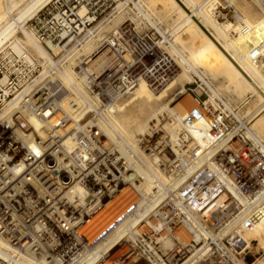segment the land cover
<instances>
[{
  "label": "bare ground",
  "instance_id": "bare-ground-1",
  "mask_svg": "<svg viewBox=\"0 0 264 264\" xmlns=\"http://www.w3.org/2000/svg\"><path fill=\"white\" fill-rule=\"evenodd\" d=\"M10 1L12 2L11 5L8 3L9 0L0 2V24L3 21L6 22L4 19L8 14L10 15V9L15 8L16 2L14 0ZM39 1L36 0L31 7L27 8V11L32 7L34 8ZM51 1L46 0L38 9L27 16H30L29 18L25 17L18 24H13L14 22L2 24L0 26V48L6 45L18 56H21L26 69L34 70L42 67L45 71L46 67L50 66L55 70L54 76L57 77V80H49L42 83V85H45V88L59 89V94L56 97L59 108L55 109L54 116L48 124L40 122L32 112L22 114V119L26 121L29 128L28 132L22 135V139L24 146L36 158L41 149L32 140L34 136H39L43 148H47L52 140L67 131L68 133L63 138L64 146L71 154V169L78 175L72 174L70 181L64 183L61 178L53 177V179L47 173L45 174L47 184L44 186V182L41 181V177L38 176L39 174L35 170L30 168L27 174H21L26 167L34 165V159L32 162L29 161L30 158L25 162L19 156L6 159L7 172L12 174V177L7 181V185L4 183L0 190V208L4 206V212H2V215L0 214V257L3 264H11V261L7 262L3 256L13 260L14 264H130L132 260L137 259L128 250V246L125 244L127 241L122 242L123 237L125 231L133 226L134 217L142 215L144 217L145 212L148 213L152 208V206L146 205L149 203L151 189L158 181L157 178H162L163 169L169 166V163L177 154H188L190 150L200 154L206 145L202 139V123H199V126L191 130L189 134L183 129L181 121L189 110L199 107L198 101L188 95L189 92L183 90L177 93L178 101L173 107L168 106L167 102L163 105L164 103L161 104L158 99H154L158 98L159 95L156 97L151 93L150 87L155 88V90L161 88L162 93L170 91L174 81L172 74L177 69L180 70L178 76L184 74L189 79L190 77L185 73L187 72L185 68H188L200 77L195 66L205 61L207 66L204 68L206 70L223 66L224 70L232 72V79H234V81L232 80V87L234 86L233 91L236 94H241L243 89L248 92L253 90L261 96L264 105V93L260 87L264 79L262 80L260 76L253 72L255 71L253 69L250 72L247 71L248 69L240 65L236 57L229 53L227 48L217 41L215 36L209 33L195 12L197 9L195 0H167L174 2L173 7L178 10V15L183 16V20L179 25H185L188 29L193 28V35L195 34L196 38H199V45L195 51L191 52V59L175 47H173V51L177 56H175L176 58L170 55L163 56L165 53L159 56L157 51L150 48H147L146 53L142 45L140 49L133 47H131L132 49L121 48L119 46V34L126 36L128 43L136 38L132 33L129 34L130 31L126 30L128 26H125L119 28V31L114 32L111 37L100 42L95 49L93 48V51L84 55L82 59L75 55L71 56L69 60L72 62L77 61L74 69L68 65L61 67L62 65L59 66L52 58V54L60 47L48 42L45 44L48 49L46 52L41 47L42 44L37 40L33 31L27 27V21ZM258 1L264 6V0ZM8 4L10 7L7 6ZM207 6L204 5L201 10H206ZM83 11H85L84 7H81L79 14L81 15ZM21 15L19 14V17ZM182 16H179V18ZM78 19L82 22L83 27H86V20L83 22L81 18L78 17ZM236 23L237 33H234L233 38L237 36V40L248 32L250 26L241 20H237ZM223 28L229 30L234 27L230 22L225 21ZM177 29H179V26ZM19 30L23 35L22 40L16 38ZM76 37L67 40L66 46L74 42ZM256 39L255 36L247 42L251 43ZM89 43L91 42H87L84 46L90 48ZM83 49V46H80L76 49L75 54L77 53V56L81 52L83 54ZM150 55L155 57L158 55L154 60L155 62L142 61ZM83 66L87 68L88 72L95 73L96 76L99 74V76L106 78L102 72L109 71L113 74L116 73L119 79L125 82L131 81L134 83L131 88L132 91L129 92L131 94L130 100L125 101L127 103L118 104L119 96L117 99L114 98L113 103L108 106H100L97 101L86 93V91L88 92L86 83L88 73L84 72ZM75 68H78V71ZM24 72L22 70L21 74ZM41 74L45 75V72H41ZM256 75L259 82L255 81ZM34 84L36 85V83ZM202 86L204 84L201 83L199 88ZM68 96H70V99H68ZM213 98H218L226 109L235 111V116L239 120H247L242 117L240 109L237 111L236 108L228 106L226 101L217 95L211 96L207 102L211 110L217 109V104ZM135 102H138L137 108L126 114V108ZM145 104L147 105L145 106ZM20 108L19 95L13 93V98L5 110L7 112H0V119H5L9 124L11 115L9 112L13 109L12 115H14ZM89 110L93 111L87 120L86 114ZM258 111L259 106L253 111V119L256 120L253 126L250 127L246 121V132L260 139L259 133L252 130L258 124L264 127V113H258ZM49 113V111H46L45 115H49ZM114 113L118 114L119 123L117 118L113 116ZM63 114L65 116H61ZM105 116H107V120L104 119ZM60 117H66L67 121L64 124H59L57 120ZM84 123L88 125L87 128L97 129L99 134L95 139L97 141V151H92L90 154L84 152L81 148L82 145L77 141L83 135ZM114 126H117L120 133L116 131ZM135 131H143L136 140V150L135 146L131 148L132 146H129L128 143L130 134ZM102 138L106 139L103 144L101 143ZM117 139H120V143L114 144L113 141ZM260 140L263 141L262 138ZM186 142L187 144L181 145ZM111 146L119 150V154L114 155L117 160L114 163L109 159ZM161 148L163 149L161 150ZM132 149L136 152H133ZM163 152H166V154L160 157L159 155H162ZM85 154L87 155L86 158L89 159L88 163L82 160ZM80 155L82 163L77 161ZM95 156L100 158L93 163ZM108 162L110 163L108 164ZM101 163L102 165H100ZM56 166L60 172L64 169L61 164L56 163ZM87 167H91L93 173L89 170L84 173L87 176L92 175L88 177L89 180L84 182L85 178H82L84 175L83 170H86ZM13 172L19 177H15ZM25 176H30L27 178L29 181L24 178ZM5 179L7 178H3V180ZM55 189H58L59 195L55 193ZM12 191H15L14 195L18 193V196H16L18 199L29 198L32 195L38 198L40 205L35 216H23L17 207L19 200L15 199L13 204L9 203L8 198ZM133 204H137L134 215L133 213L127 214L110 232H107L100 240L95 241L98 235L106 231L118 216L126 214V210ZM97 206L99 208L94 210ZM32 212V210L28 211L27 214H32ZM260 224H257L258 228L262 226ZM151 225L161 231L159 241H161L163 252L172 249L176 242L187 245L192 241L199 242L201 240V235L189 223H184L181 228L175 229L173 235H170L169 229L160 225L158 221L155 224L151 223ZM257 225L255 226L257 227ZM142 229L143 226L139 227L138 231H142ZM245 235L247 234L243 232L239 234L240 240L245 244L242 251H239L233 243L234 248L240 255L242 264H246V257L241 254L251 246L248 239L252 238V235L251 237L247 235L249 237L247 239ZM246 253L248 254V251Z\"/></svg>",
  "mask_w": 264,
  "mask_h": 264
},
{
  "label": "built area",
  "instance_id": "built-area-1",
  "mask_svg": "<svg viewBox=\"0 0 264 264\" xmlns=\"http://www.w3.org/2000/svg\"><path fill=\"white\" fill-rule=\"evenodd\" d=\"M219 1L225 7L219 6L221 15L229 18L230 10L224 11L231 7H228L225 0ZM83 3V0H52L27 21V27L33 31L41 44L50 42L64 48L67 40L80 34L78 26L83 27L77 16V9ZM220 18L223 16H217V19ZM142 40L132 44V47L140 49V46L146 43H142ZM39 68L26 69L21 56L6 45L0 48V112L6 110L13 93L19 95L21 106L16 114L12 115L13 109L9 112L11 113L9 124L5 119H0V190L12 177V174L7 172L6 159L16 156L22 157L25 162L29 158L30 162L35 160L34 165L26 167L21 174H27L30 168L35 170L44 186L47 184L45 180L47 173L51 178H61L64 183L70 181L72 174L78 175L71 169V154L64 146L63 138L67 131L52 140L47 148H43L39 136H34L32 140L41 149L36 158L24 146L22 135H25L29 128L22 119V114L32 112L36 119L48 124L54 116L55 109L59 108L56 99L59 89L45 88V85H42L47 81L38 71ZM83 69L88 73L86 77L88 90L102 107L113 103L114 98H119L122 92L131 90L134 85L131 81L119 79L116 73L104 71L102 73L106 78H103L99 74L96 76L95 73L88 72L85 66ZM22 70L25 71L23 74ZM196 87L199 88V85ZM186 91L189 92L190 89ZM203 94L206 96L204 100L201 99ZM195 99L199 107L189 110L182 117V126L189 133L202 123L201 133L205 147L200 154L194 153L193 150L188 154H177L167 168L161 167L164 168L162 178H157L158 181L151 189L149 203L146 205L152 208L148 213L145 212L144 217L143 215L134 217L133 226L125 231L123 237L122 242L127 241L125 244L128 250L137 260L143 259L144 264H242L233 243L240 233L264 222L263 141L252 134H247L246 121L239 120L235 116V111L226 109L218 98H213L217 109L211 110L207 103L210 94L206 90L199 92ZM46 111L50 112L49 115H45ZM66 117H60L57 122L64 124L68 118ZM83 125L85 126L83 135L77 141L82 145L84 152L89 154L92 151L96 152L95 139L99 136L98 130L87 128L86 123ZM105 140L102 138L101 143H105ZM185 144L187 142L181 145ZM116 154H119V150L111 146L109 159L113 163L117 161L114 158ZM164 154L166 152L159 156L162 157ZM80 157L81 155L77 161L82 163ZM86 157L85 154L82 160L88 163L89 159ZM99 158L95 156L93 163ZM42 160L44 161L41 163ZM56 163L64 167L61 172ZM88 170L93 173L91 167H87L83 174ZM89 176L87 174L82 176L85 178L84 182L90 179ZM29 177L24 178L29 181L27 179ZM14 192L10 193L9 203L13 204L15 199L19 200L17 207L20 213L23 216H35L40 205L38 198L32 195L29 198L18 199L16 197L18 193L14 195ZM55 193L59 195L58 189H55ZM98 208L99 206L94 210ZM0 209L2 215L4 206ZM31 210L32 214H27ZM136 210L137 204L131 205L126 214L118 216L95 241L110 232L127 214L134 215ZM7 211L9 212L8 209ZM157 221L169 229L170 235L184 223H189L201 235V240L192 241L187 245L176 242L172 249L163 252L159 241L161 231L151 225ZM141 226L142 231H138Z\"/></svg>",
  "mask_w": 264,
  "mask_h": 264
},
{
  "label": "rangeland",
  "instance_id": "rangeland-1",
  "mask_svg": "<svg viewBox=\"0 0 264 264\" xmlns=\"http://www.w3.org/2000/svg\"><path fill=\"white\" fill-rule=\"evenodd\" d=\"M14 1L16 2V5L14 6L15 8L10 9L11 12L10 15L8 14L4 19L6 20V22L3 21L0 24V26L4 23L7 24V22H9L10 24L11 22H14L13 24L20 23L22 19L27 17L32 11L38 9L46 0H40L37 3V5L34 6V8L32 7L28 11L27 8L31 7L36 0H25V1L18 0V2L17 0ZM83 1L84 3L80 4L79 8L77 9V15L79 18L83 20V22L84 20H86L87 22L86 27H81V26L79 27L81 29V33L79 34V36L76 37V39H74L75 40L74 42L70 43L68 46L64 48L59 46L60 49H58L54 54L51 53L53 60L57 62L59 66L62 65L61 67L68 65L69 67H72L74 69L77 61L74 60L72 62L71 60H69L71 56L73 57L75 55L76 57H81L80 59H82L84 55L93 51V48L95 49V47H97L100 42H102L106 38L111 37L114 32L119 31L118 30L119 28L121 27L123 28L125 26H128L126 30L130 31L129 34L132 33L133 36H135L136 38L132 40V42L128 43L129 41L127 37L122 36V34H119L120 37L119 46L124 49L131 48L132 43L134 44L138 40L143 39L142 43L146 42L145 44H143L144 46H142L145 52L150 48L157 51L159 53L158 54L159 56L165 53L166 55L164 54L163 56L170 55L171 57L174 58L176 54H174L175 52L173 51V47H175L177 48V50L185 54L187 58L191 59V52L195 51L199 45L198 44L199 38H196L197 36L195 34L193 35L192 33L193 28L189 27L190 29H188L186 28L185 25H181V26L179 25V23H181V21L183 20V16L180 14L178 15L179 13L178 10H176V7H173L174 2L167 0H83ZM0 2H2V0H0ZM195 2L197 8L195 12L198 14L199 20H201L202 24L209 31V33L215 36L217 41L221 45L225 46L229 51V53L233 54V56L236 57L240 65L248 69L247 71L249 72L252 69L255 70L253 72H255L263 80L264 79V75H263L264 74V6L261 5V2L258 0H225V2L228 4V7H231V9L227 8L224 11L227 12L228 10H230L229 18H226L225 15H221L219 6L223 8L225 7L224 4L221 3L219 0H195ZM8 3L10 5L12 4L10 0ZM9 4L7 5L8 7H10ZM204 5H208L207 6L208 8L202 11L201 9ZM81 7H84L85 11H83L82 14L80 15L79 10ZM19 14L22 15L19 17ZM219 15L223 16V18L217 19V16ZM179 16L182 17L179 18ZM237 20H241L247 23L250 26V28L248 29L247 33H245L243 36H241L239 39L236 40L237 36L234 38L233 36L234 33H237L236 32ZM225 21L230 22L234 28L229 30L223 28V24ZM178 26L179 29H177ZM255 36L257 37L255 41H252L251 43L247 42L248 40H251ZM21 37L23 38V35L19 30L16 38L22 40ZM89 41L91 42L89 43L91 47L86 48L84 45ZM246 44L247 46L244 47V45ZM80 46L81 47L83 46L84 48L83 54L81 52L77 56V53L75 54V52L77 51L76 50L77 48H80ZM41 47L45 49V51L47 52L48 49L44 44H42ZM157 57L150 55L142 59V61L150 63L156 60ZM206 66L207 65L205 64V61L195 66L196 71L198 72L200 77H198V75H196L188 68H185L187 69V72L185 73L190 77L189 79L184 74L178 76L180 70L177 69L172 74V79H174V81L172 82V89L170 91L166 93H162L163 90H161V88H159V90L158 89L155 90V88H151L149 86L150 92L156 95V97L159 95L158 98H154V99H158L159 103L161 104L164 103L163 105H165V103L167 102L166 104L168 106L173 107L178 101L177 93L179 91H183L189 88L190 95L196 98V95L199 94V92H201L202 90H206V92L210 94V97L211 96L213 97V95L218 94L217 96L223 98L224 101H226V103L228 104V106L232 108H236L237 111L240 109V113L242 117L247 119L246 121L247 123H249L250 127L253 126V124L256 121L253 119L254 117L253 111L256 109V107L259 106L258 113L259 112L264 113V105L262 104L263 99H261V96H259L253 90H249L248 92L246 91V89L241 90L242 91L241 94L240 93L239 95L238 93L236 94L233 91L234 86L232 87L233 85L232 82L234 81V79H232L233 78L232 72H229V70L227 71L226 69L224 70L223 66H217L206 70L204 68ZM257 67L262 68L263 71H261L262 69ZM75 70L78 71V68H75ZM38 71L40 73L45 72L44 76L46 81L57 80V77L54 76L55 70L50 66H47L45 71H43L42 67H40ZM250 75L252 76V74ZM257 75L256 77L254 76L255 81L256 80L258 81ZM201 83L204 84V86L197 88L196 85H200ZM260 87H261V91L264 93V82L260 85ZM130 91L132 90L129 91L127 90L122 92L117 103L118 104L127 103L131 97V94L129 93ZM88 92L86 91V93L90 95V97L93 100H95L94 95L90 93L89 90ZM68 99H70V96H68ZM201 99L202 100L206 99V96L203 94ZM146 105L147 104H145V106ZM137 106H138V102H135L134 104L133 103L130 104L128 108H126L125 113L129 114L130 112L134 111L135 108H137ZM92 111L93 110H89L88 113L86 114L87 120L90 118V113ZM117 115L118 114L116 113L113 114V116L116 117L118 120ZM106 117L107 116L104 117L105 120L108 119ZM115 129L117 132L120 133V130L117 128V126L115 127ZM252 130H254L253 132L259 133L260 139L262 138V140L264 141V127L258 124ZM142 132L135 131L130 134L128 143L129 146H132L131 148H133L136 145V140L138 136L142 134ZM119 140L118 139L116 141L114 140L113 143L118 144L120 143ZM134 148L136 150V146ZM132 150L133 152H136L134 149ZM146 165H148V163H146ZM142 171L144 172V168ZM262 223L260 224L262 225L260 226V228H258L259 224L258 225L256 224L257 225V227L255 226L256 228L255 227H253V229L251 228L249 230L250 233L249 231L243 232L246 233L247 235H250V237L252 235V238H249L247 235H245L247 236V239L249 238L248 240L251 246H249V248L241 254L242 256L246 257V261H245L246 264L248 263L264 264V222ZM234 243L239 251H242L245 248V244L244 242H242V240H240L239 236L237 237ZM247 251L248 254L246 253ZM3 257L7 262L11 261V264H14L13 260H10L9 258H5V256ZM21 260L19 261L21 262ZM131 262L133 263L130 264H144L143 259L137 261L132 260ZM0 264H3L1 257H0Z\"/></svg>",
  "mask_w": 264,
  "mask_h": 264
},
{
  "label": "crops",
  "instance_id": "crops-1",
  "mask_svg": "<svg viewBox=\"0 0 264 264\" xmlns=\"http://www.w3.org/2000/svg\"><path fill=\"white\" fill-rule=\"evenodd\" d=\"M204 2V1H203ZM188 95H190V94H188ZM215 95H218V94H215ZM191 96V95H190ZM192 97V96H191ZM194 100H195V98L194 97H192Z\"/></svg>",
  "mask_w": 264,
  "mask_h": 264
}]
</instances>
